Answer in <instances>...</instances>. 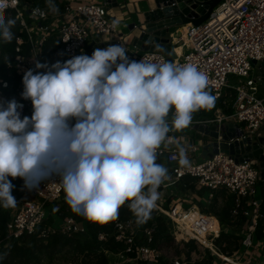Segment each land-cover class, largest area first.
Segmentation results:
<instances>
[{"label": "clouds", "instance_id": "obj_1", "mask_svg": "<svg viewBox=\"0 0 264 264\" xmlns=\"http://www.w3.org/2000/svg\"><path fill=\"white\" fill-rule=\"evenodd\" d=\"M45 3L58 12L54 0ZM8 7L0 0V43L14 39ZM35 69L44 71L22 77L30 117H21L15 99H0V207L17 205L9 177L32 190L55 176L73 213L106 223L128 202L136 223L146 222L169 179L157 149L172 142L170 131L189 127L195 112L215 106L208 75L192 63L130 60L121 44ZM178 155L180 166H190L183 147Z\"/></svg>", "mask_w": 264, "mask_h": 264}, {"label": "built area", "instance_id": "obj_2", "mask_svg": "<svg viewBox=\"0 0 264 264\" xmlns=\"http://www.w3.org/2000/svg\"><path fill=\"white\" fill-rule=\"evenodd\" d=\"M59 1L66 3L63 12L50 16L45 8L33 6L24 0H15L14 3L9 0L5 13L13 15L18 23V33L22 36L15 38L13 60L5 62L4 72L7 78L13 79L16 75L23 77L24 72L29 69H33L34 74L44 71L35 69V63H42V47L50 34L58 39L65 61L76 55L90 56L92 53L89 49L93 44L105 43L103 48L116 44L124 46L118 36V23L115 29L112 27L113 22L118 21L109 14L107 0ZM181 39L184 49L180 54L176 53L172 62L180 65L192 63L205 72L209 77V91L217 99L225 89H234L231 113L217 111L213 118L195 120L189 127L194 129L197 123L235 122L244 131L240 138L253 136L264 125V95L258 92L256 76L251 75V61L259 62L264 57V0H222L204 23L199 26L189 25ZM126 51L130 60L158 62L166 59L159 52H140L136 49ZM230 75L237 76L241 82L229 84ZM20 85L22 80L17 84L16 91ZM9 86L6 79L0 78V99H15L23 105L20 109L21 117H30L31 102L22 99V91L7 96L3 89H8ZM171 119L168 117L169 122ZM168 136L173 138L172 142L166 141L157 149L156 163L168 169L169 177L159 188L160 198L155 207L157 212L170 221L180 240H193L199 247L219 258L222 264H264V239L255 238L258 224L264 234V213L260 208L261 189L264 186L257 163L235 162L232 157L221 153L209 155L203 151L202 140L192 142L189 137L179 135L177 130L170 131ZM178 146L185 149L190 166L179 165ZM184 178L194 181L196 191L202 188L207 190L206 204L219 191L232 196L234 206L230 211L231 216L240 214L245 218L246 224L237 251L228 254L216 247L214 241L219 236L220 229L215 233L209 222L211 218L216 219L214 216L201 211L195 204L184 208V200L192 199L194 194L191 190L182 191L179 188V183ZM15 180L19 184V195L17 205L12 208L6 223V231L9 238L19 239L32 234L43 223L47 217L46 208L51 211L55 204L65 199L58 177L42 181L32 190L24 187L21 178ZM258 183H261L259 190ZM61 223L59 227L54 224L47 226L41 231V235L55 230L64 234L86 232L84 223L71 217L62 219ZM136 229L137 225L131 218H117L114 221L116 239L127 245L126 250H130ZM150 232L147 231L148 234ZM99 237L103 238V235ZM252 248L258 252V260L249 256ZM136 254V258L148 261H156L160 255L158 249L143 245L136 247ZM168 264L183 263L174 259Z\"/></svg>", "mask_w": 264, "mask_h": 264}, {"label": "trees", "instance_id": "obj_3", "mask_svg": "<svg viewBox=\"0 0 264 264\" xmlns=\"http://www.w3.org/2000/svg\"><path fill=\"white\" fill-rule=\"evenodd\" d=\"M32 4L33 6L45 8L50 16L53 14H60L63 12L66 3L54 0L55 6L58 8V12L53 13L47 7L45 0H24ZM6 17L14 18L13 15L8 16V13H4ZM14 33V39L11 43H0V78L6 79L10 84L8 89H3L7 96H12L17 84L22 80L21 76H15L13 79L5 76V62L7 60H13L15 56V38L22 36L18 33V23L12 28ZM42 63H46L49 66L51 64L60 61L64 62V55L61 51L58 39L55 35L50 34L45 40L42 47ZM229 93H224L216 100L215 106L209 110H199L194 113L195 116L201 119L213 118V113L216 109L220 108L224 114L231 113L232 109L230 105L224 103L228 97H233L234 89L227 88ZM23 91V90H22ZM14 188L12 195L18 198L19 184L17 181L9 177ZM194 181L190 178H184L179 183V188L182 191L191 190L198 195H202L205 189L195 190ZM216 197L211 201L210 209L204 211L212 216H215L219 220L222 228L219 236L215 239V245L223 252L229 250L232 246L235 250L240 248L241 237L234 235V231L245 223V218L240 214L233 217L231 216V209L234 206L231 195H228L224 199V204L216 208ZM261 211L264 213V189H261ZM128 202H125L118 211L117 218H131L136 223V217L128 208ZM12 208L4 209L0 207V264H46L50 260V264H55L56 256L61 254L62 261L65 264H109L107 254H121L127 258L136 259V264H168L170 261L163 255H159L156 261H148L138 259L136 254V247L148 246L150 248L159 249L160 245L171 243L173 235L171 233L170 221L159 214L156 209L151 212L150 218L143 224H137L136 233L134 235L130 250H126L127 245L121 240L116 239V232L114 230V221L110 220L106 223L92 222L85 219L82 215L73 213L65 200L58 203L57 209L53 208L49 211L48 216L43 223L32 233L24 235L19 239L9 238L6 231V223L9 220ZM55 214L56 218L61 222L62 219L71 217L77 222H83L86 228L85 233L74 232L70 234L61 233L59 230L41 235V231L45 230L47 226L55 224L52 215ZM227 229V230H226ZM147 231H151L149 234ZM103 235V238L99 236ZM150 238V240H148ZM256 239H264L262 227L257 225L255 230ZM226 246H222V244ZM186 247L184 254V260H180L185 264H212L215 260V256L211 255L208 250L204 251V256L201 259L192 260L191 253L197 252V246L193 240H189L183 243ZM179 260V259H178ZM130 264V263H126Z\"/></svg>", "mask_w": 264, "mask_h": 264}, {"label": "water", "instance_id": "obj_4", "mask_svg": "<svg viewBox=\"0 0 264 264\" xmlns=\"http://www.w3.org/2000/svg\"><path fill=\"white\" fill-rule=\"evenodd\" d=\"M107 1V9L117 7L116 0ZM221 2L222 0H154L153 7L141 14L140 23L129 26V32L136 29L131 46L140 52H159L166 60L172 61L176 57L175 49L182 45V28L201 25ZM105 46V43H99L97 48ZM251 65L255 71V81L264 90V57L259 62L252 60ZM194 129L209 140L202 147L209 155L225 154L235 162L255 161L264 186V125L253 136L246 138H240L244 131L235 122L197 123Z\"/></svg>", "mask_w": 264, "mask_h": 264}, {"label": "rangeland", "instance_id": "obj_5", "mask_svg": "<svg viewBox=\"0 0 264 264\" xmlns=\"http://www.w3.org/2000/svg\"><path fill=\"white\" fill-rule=\"evenodd\" d=\"M253 74L255 75V71L254 70L251 72V75H253ZM240 80L241 79L238 78L235 75L228 76V83L231 84V85L240 83L241 82ZM22 90H23V85H20V87L18 88L17 91L14 90V93H19ZM224 93L226 94V93H229V92H228L227 89H225L223 91V94ZM231 100H232V97H228V99H226V101L224 103H226V105L228 104V105L231 106ZM216 110L221 112L220 108H218ZM216 110L214 111V113H216ZM169 117L172 118L171 113L169 114ZM195 120L196 121H202V120H205V119L198 118L197 116H195L193 114L192 122L195 121ZM190 126H192V125H190ZM177 133L183 135L184 137H188V136H192L193 135V137L196 138L195 137L196 135L194 134V132L192 130L189 129V127L185 128L183 130H177ZM259 185H261V183H258V186H257L258 190L260 188ZM207 194H208L207 190H204L202 195H198L197 193H194L192 195V199L187 198V199L184 200V208H189L192 204H195L201 211H206V210L210 209L211 205H213V204H211L212 201L209 204H206ZM215 194L218 195L217 198H216L217 200L215 202V203H217L216 204L217 205L216 208H219V207H221L224 204V201L221 198L224 197L225 194L222 193V192L221 193L220 192H216ZM218 198L221 199V202H220V199H218ZM57 207H58V204H55V209H57ZM46 213H47V216H48V214H49V209L48 208H46ZM55 216L56 215L53 214L52 215V219H53V221L55 220V224L56 225L58 224L57 226L59 227V226H61L62 223ZM216 220H217V218H216ZM217 221H218L219 229H220V232H221L222 228L220 226L219 220H217ZM245 230H246V224L244 223L239 228H237V230L234 231V235H237L238 237H240L241 234ZM214 231L217 232L218 231V227H216ZM171 233L173 235L172 242L168 243V244L160 245L158 251H159L160 255L165 256L169 261H172L174 259H179V261L181 259L184 260L185 256H184L183 253L186 251L187 248L183 246V243H186L189 240H187V239L186 240H183V239L180 240V236L177 233V230L175 228H173L172 225H171ZM196 246H197V252H192L191 253V259L192 260L201 259L204 256V251L206 250V249H203L202 247H199L197 244H196ZM222 246H226V244L224 243V244H222ZM234 251H237V250H235L234 247L232 246L229 250L226 251V253L231 254ZM252 251H253V248L250 249L249 256L251 258H254L255 260H258V258H256V256L258 255V252H256L255 250L253 252ZM56 257L58 259H55V264H65L62 261L61 254L59 256H56ZM107 257H108L109 264H126V263L136 264V259L127 258L126 256L119 255V254H113V255L112 254H107ZM49 262H50V260L46 264H50ZM183 264H185V263H183ZM212 264H222V263H221V260L219 258H215V260H213Z\"/></svg>", "mask_w": 264, "mask_h": 264}, {"label": "crops", "instance_id": "obj_6", "mask_svg": "<svg viewBox=\"0 0 264 264\" xmlns=\"http://www.w3.org/2000/svg\"><path fill=\"white\" fill-rule=\"evenodd\" d=\"M116 2H117V7L109 9V14L111 16H114L118 21V36L121 37V41L123 42L125 49H134L131 46V41H132L133 33H135L136 29L133 30L132 32H129V26L132 23H136V24L140 23L141 14L144 11H147L148 9L153 7L154 0H116ZM187 27L188 26H185V28H187ZM103 40L105 41L106 38ZM97 45H99V43L93 44V46L90 47V49H89L90 53H92L95 49H97ZM181 51H182V47H178L175 49V53L180 54ZM257 88H258L259 94L264 95V90H262L258 84H257ZM216 113H217V110H216ZM216 113H214V115ZM214 115H213V117H214ZM189 129L192 130L194 132V134L196 135L195 136L196 138H194L193 135L188 136L190 138V141L195 142L198 140H202L203 141L202 147L205 143H207L209 141L207 138L202 137L200 134H198L195 131V129H191V127H189ZM179 135H181V134H179ZM219 192L224 193L223 191H219ZM194 193H196V192H194ZM225 197H226V195L224 197H222L221 199H223V201H224ZM218 199H220V198H218ZM221 199H220V202H221ZM214 221L217 223L216 219H214ZM216 227H217V224H216Z\"/></svg>", "mask_w": 264, "mask_h": 264}, {"label": "bare ground", "instance_id": "obj_7", "mask_svg": "<svg viewBox=\"0 0 264 264\" xmlns=\"http://www.w3.org/2000/svg\"><path fill=\"white\" fill-rule=\"evenodd\" d=\"M184 28H185V26L182 28V32H181L182 33L181 35L183 36V38H184L185 31H186V28L185 29ZM179 47H182V50L184 49V46H179ZM209 222H210L211 229L214 231L215 227H216V224H217V227H218V222L216 223L213 218L209 219ZM180 227H181V229L185 230L183 226H180Z\"/></svg>", "mask_w": 264, "mask_h": 264}]
</instances>
